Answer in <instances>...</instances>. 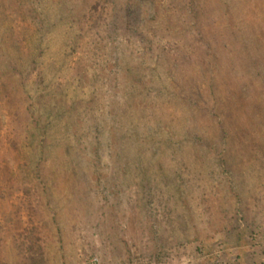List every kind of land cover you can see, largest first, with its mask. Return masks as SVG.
Here are the masks:
<instances>
[{
  "label": "rangeland",
  "instance_id": "374dc122",
  "mask_svg": "<svg viewBox=\"0 0 264 264\" xmlns=\"http://www.w3.org/2000/svg\"><path fill=\"white\" fill-rule=\"evenodd\" d=\"M0 264H264V0H0Z\"/></svg>",
  "mask_w": 264,
  "mask_h": 264
}]
</instances>
